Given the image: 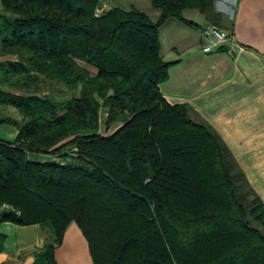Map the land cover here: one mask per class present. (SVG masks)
<instances>
[{"label":"trees","instance_id":"16d2710c","mask_svg":"<svg viewBox=\"0 0 264 264\" xmlns=\"http://www.w3.org/2000/svg\"><path fill=\"white\" fill-rule=\"evenodd\" d=\"M149 1L156 20L98 13L102 0H0V122L17 129L0 139V224L50 229L33 264H58L73 223L93 264H264L261 198L215 129L161 91L175 62L160 28H199L186 10L217 25L215 0Z\"/></svg>","mask_w":264,"mask_h":264},{"label":"crops","instance_id":"0c3cea01","mask_svg":"<svg viewBox=\"0 0 264 264\" xmlns=\"http://www.w3.org/2000/svg\"><path fill=\"white\" fill-rule=\"evenodd\" d=\"M214 8L218 27L230 39L212 52L203 51V29L213 25L206 17L203 24L186 17L199 28L175 18L160 28L161 54L175 62L161 91L170 104H189L215 129L264 204V0H215ZM147 14L153 20L160 16L158 10ZM8 132L16 135L17 129ZM0 231L6 236L0 264H33L35 252L52 237L47 226L9 221L0 224ZM55 257L58 264H93L88 242L75 223Z\"/></svg>","mask_w":264,"mask_h":264},{"label":"rangeland","instance_id":"374dc122","mask_svg":"<svg viewBox=\"0 0 264 264\" xmlns=\"http://www.w3.org/2000/svg\"><path fill=\"white\" fill-rule=\"evenodd\" d=\"M132 6L137 7L139 9H142V11H145L151 15H153L154 10H156L152 7L149 0H102L101 9H110L113 7H121V8L129 9ZM0 8H2L1 3H0ZM98 13H99V11H98ZM184 16L187 18H190V19H196L200 23L205 18V15L203 13H201L199 10L185 11ZM201 24H203V23H201ZM54 90H55L54 93H56V95H57L58 88H56ZM62 92H63L62 97H64L63 99L71 96V91H69L65 86H62ZM53 95L54 94H52V96ZM6 116H11L12 119L19 118L17 111L12 107L7 108L5 110L4 117H6ZM12 128H14V130L16 128L13 123H10V122L1 123L0 132L5 131V133L0 134L1 135L0 137H3L2 139L8 140V141L14 140L16 135L14 134L11 136V134L8 132ZM48 159H50V158H48Z\"/></svg>","mask_w":264,"mask_h":264},{"label":"built area","instance_id":"2783aa9c","mask_svg":"<svg viewBox=\"0 0 264 264\" xmlns=\"http://www.w3.org/2000/svg\"><path fill=\"white\" fill-rule=\"evenodd\" d=\"M99 13H101L102 9L100 8ZM202 38L204 41L203 51L208 53L212 52L216 48H218L221 44L230 39V35L219 28L217 25H208L203 29ZM3 209H13L8 204L2 205Z\"/></svg>","mask_w":264,"mask_h":264}]
</instances>
